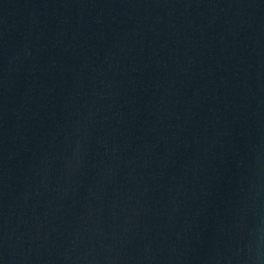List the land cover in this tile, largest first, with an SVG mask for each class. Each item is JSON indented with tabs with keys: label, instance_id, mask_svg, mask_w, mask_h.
<instances>
[{
	"label": "water",
	"instance_id": "1",
	"mask_svg": "<svg viewBox=\"0 0 264 264\" xmlns=\"http://www.w3.org/2000/svg\"><path fill=\"white\" fill-rule=\"evenodd\" d=\"M0 264H264V0H0Z\"/></svg>",
	"mask_w": 264,
	"mask_h": 264
}]
</instances>
